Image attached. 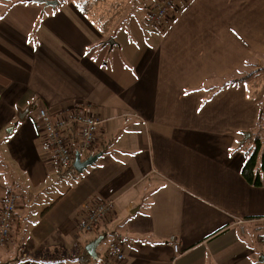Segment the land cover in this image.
Wrapping results in <instances>:
<instances>
[{
  "label": "crops",
  "instance_id": "obj_1",
  "mask_svg": "<svg viewBox=\"0 0 264 264\" xmlns=\"http://www.w3.org/2000/svg\"><path fill=\"white\" fill-rule=\"evenodd\" d=\"M38 1L0 0V207L16 194L0 264H82L101 234L89 264H264V175L240 174L243 133L264 148V0H181L152 28L157 0L127 18L130 0ZM40 107L101 120L79 150L95 163L58 169ZM105 200L113 213L78 230Z\"/></svg>",
  "mask_w": 264,
  "mask_h": 264
},
{
  "label": "built area",
  "instance_id": "obj_2",
  "mask_svg": "<svg viewBox=\"0 0 264 264\" xmlns=\"http://www.w3.org/2000/svg\"><path fill=\"white\" fill-rule=\"evenodd\" d=\"M181 0H157L148 11V22L152 26L163 21L170 9ZM36 128L44 131L47 143L54 154V162L61 172L67 171L73 165L74 153L79 150H93L98 146L97 135L101 120L90 113L88 109L75 107L70 110L53 112L40 107L36 112ZM111 200L101 201L89 211L77 224L82 232L94 231L99 224L114 211ZM16 210V194L11 187H6L0 207V249L7 247L11 238V225ZM173 251L179 254L176 238H170ZM107 257L114 261L125 258L121 246L117 242H110Z\"/></svg>",
  "mask_w": 264,
  "mask_h": 264
},
{
  "label": "trees",
  "instance_id": "obj_3",
  "mask_svg": "<svg viewBox=\"0 0 264 264\" xmlns=\"http://www.w3.org/2000/svg\"><path fill=\"white\" fill-rule=\"evenodd\" d=\"M84 5V3L82 4ZM81 5V6H82ZM251 139H247L242 145L241 148L244 151V155L246 156L245 162L241 168L240 174L242 178L249 185L252 186H261L262 184V176L264 175V153L260 152V144L258 138H254V145L246 147V142ZM74 172L73 167L69 168L67 172ZM51 205L42 210L41 215L45 214V212L50 208ZM82 264H89L87 262L88 255L85 250H81ZM84 258V260H83ZM103 262L108 264L107 259H104Z\"/></svg>",
  "mask_w": 264,
  "mask_h": 264
},
{
  "label": "water",
  "instance_id": "obj_4",
  "mask_svg": "<svg viewBox=\"0 0 264 264\" xmlns=\"http://www.w3.org/2000/svg\"><path fill=\"white\" fill-rule=\"evenodd\" d=\"M40 3H44L46 6H55L57 4V1H48V0H41L38 1ZM111 40H109L110 42ZM29 108H26L24 111L19 110L18 111V117L20 120H23L27 112L29 111ZM11 131V127L8 129V132ZM251 137V134L249 132L243 133V138L240 141V145H242L248 138ZM101 152L89 155L86 159L81 160L79 151H75L74 153V160H73V169L78 172L82 173L88 166H91L95 161L101 156ZM105 235L101 234L97 236L94 240L87 243L84 247L87 255L91 257L93 260L98 259V255L96 253V247L99 245V243L104 239Z\"/></svg>",
  "mask_w": 264,
  "mask_h": 264
},
{
  "label": "rangeland",
  "instance_id": "obj_5",
  "mask_svg": "<svg viewBox=\"0 0 264 264\" xmlns=\"http://www.w3.org/2000/svg\"><path fill=\"white\" fill-rule=\"evenodd\" d=\"M152 1H154V0H130V3L128 4L127 8L124 9V13H123L122 17H125V18H127L129 16H133V17H135V16L139 17L140 16V17H142V13L145 12V7ZM141 9H143V12ZM144 20H145L144 21L145 27L146 26L151 27V28L154 27L151 24H149L148 19L145 18ZM163 21H161L159 24L163 23ZM256 133L257 132H255V134ZM253 145H254V138H251V140H248L246 142V147L253 146ZM261 152L264 153V148H262ZM0 155H1V153H0ZM1 158H2V160H4L3 152H2ZM83 235H84V233H83ZM108 240H109V236H107L104 241L102 240L103 244L105 242H108Z\"/></svg>",
  "mask_w": 264,
  "mask_h": 264
}]
</instances>
